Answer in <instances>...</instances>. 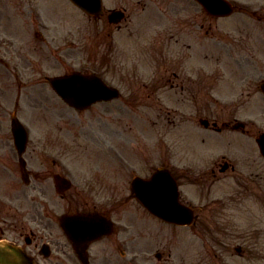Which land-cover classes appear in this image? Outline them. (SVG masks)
Masks as SVG:
<instances>
[{"label": "rangeland", "instance_id": "obj_1", "mask_svg": "<svg viewBox=\"0 0 264 264\" xmlns=\"http://www.w3.org/2000/svg\"><path fill=\"white\" fill-rule=\"evenodd\" d=\"M104 1L105 13L90 16L70 0H47L48 19L63 41L69 38L62 34L63 28L80 24L82 29L79 33L76 26L70 31L74 45L54 44L62 53L59 61L57 49L50 48L54 55L48 51L46 73L98 71L120 87L122 95L77 111L47 83L48 100L41 108H34L29 100L16 105V81L30 78L34 73L30 65L39 58L31 57L30 65L25 63L26 74L21 77L0 64V143H4L2 135L5 142L12 141L10 117L16 110L27 126L44 136L43 145L64 150V163L75 181L86 177L110 185L115 203L123 202L117 211H124L135 224L125 226L140 234L126 243H141L143 264H220L219 259L228 255L235 257L236 264L245 261L237 259L239 255L255 259L244 264H264V157L255 140L264 131L260 89L264 79V0H232L236 11L229 17L211 16L195 0ZM7 2L8 9L1 8L0 13L14 15L12 3L17 0ZM110 8L125 9V19L110 23ZM15 17L16 21L6 20L5 26L15 37L16 49L23 52L35 39L30 32L26 41L27 25L23 18ZM201 40L210 54L204 64L208 76L201 74L196 62L205 55L195 51L200 50ZM183 41H187L186 53L180 49ZM11 44L14 42L9 48ZM10 55L9 60L22 67L15 60L17 54ZM171 62L178 68H171ZM193 81H198V87ZM239 81H246L241 82L246 85L241 87L245 96L233 99ZM201 91L205 93L198 95ZM254 91L255 96L249 98ZM252 110L255 113L247 116ZM31 111L43 112L47 118ZM234 114L246 116L242 119L247 123L244 133L225 126L235 121ZM206 116L224 131L204 129L199 117ZM251 118L255 125L249 122ZM108 146L113 149L111 154L106 151ZM223 157L235 168L220 172ZM161 165H176V170L171 168L181 177L186 172L182 181L179 178L182 196L197 214L190 226L158 220L130 197L132 178L149 176ZM9 203V199L0 201V208ZM116 239L114 232L105 241L115 243ZM237 245L242 253H237ZM157 251L162 253L161 259L155 256Z\"/></svg>", "mask_w": 264, "mask_h": 264}, {"label": "flooded vegetation", "instance_id": "obj_2", "mask_svg": "<svg viewBox=\"0 0 264 264\" xmlns=\"http://www.w3.org/2000/svg\"><path fill=\"white\" fill-rule=\"evenodd\" d=\"M46 3L47 0H17V3H12L16 11L14 15L0 13L5 20L22 17L31 31L35 42L28 51L23 52L24 59L30 62L31 57H38L41 62L48 57ZM7 6L0 0V9H8ZM3 32L8 33L5 24ZM4 43L0 41V51L8 49ZM47 83L40 80L18 81L16 104L23 99L29 100L34 108H41L48 100ZM34 114L46 117L43 112L35 111ZM28 133L23 170L16 146L5 142L3 135L1 138L4 143H0V200L9 199L11 203L0 208V242L21 246L34 264H143L144 257H140L135 250V257L130 260L126 258L125 247L132 246V243L122 241L126 233L123 225H116L114 229L113 224V231L117 234L115 243L105 241L111 234L95 239H73L66 233L62 221L67 214L97 216L99 222L105 218L112 219L116 194L109 191L110 185L86 177L75 181L72 171L64 163V150L43 145L44 137L35 131ZM105 148L107 153L112 151L111 146ZM66 176L73 181L72 190L68 193L62 190ZM130 197L133 198V195ZM22 200L28 203L21 204L19 201Z\"/></svg>", "mask_w": 264, "mask_h": 264}, {"label": "water", "instance_id": "obj_3", "mask_svg": "<svg viewBox=\"0 0 264 264\" xmlns=\"http://www.w3.org/2000/svg\"><path fill=\"white\" fill-rule=\"evenodd\" d=\"M82 9L89 13L96 14L102 12V0H73ZM204 8L213 15H229L233 11V7L228 0H197ZM123 15L122 12L116 11L112 14L111 20H119ZM92 81L103 87L100 78L94 75H84L78 72H74L71 75L59 76L52 78V83L57 91L72 105L78 107H86L90 104V101H81L78 99L79 95L87 96L84 92V85L86 82ZM262 89L264 91V82L262 83ZM79 87V92L75 91ZM107 98H113L119 95V91L116 88L107 87ZM89 97V96H88ZM85 104V105H84ZM208 124L207 121H205ZM14 130H20L21 124L16 118L13 122ZM257 141L260 145V149L264 154V133L261 134ZM143 181L140 178L134 180V188L141 199L155 214H158L167 221L175 222L178 224H190L193 220V211L191 208L180 203L178 198V190L176 180L170 175V173L163 168H160L154 175L153 179L145 180L147 182H157V186L150 188L154 191L153 198L148 199L142 192L143 187L140 182ZM67 187V186H66ZM65 187V188H66ZM12 248L9 246H0V264H23L25 257L21 253H15L10 251ZM13 258V259H12ZM12 260V263H11Z\"/></svg>", "mask_w": 264, "mask_h": 264}]
</instances>
